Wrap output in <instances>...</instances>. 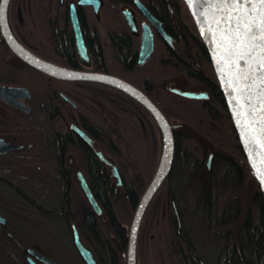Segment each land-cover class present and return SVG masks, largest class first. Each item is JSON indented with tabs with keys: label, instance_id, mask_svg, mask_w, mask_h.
Listing matches in <instances>:
<instances>
[{
	"label": "flooded vegetation",
	"instance_id": "af4514ba",
	"mask_svg": "<svg viewBox=\"0 0 264 264\" xmlns=\"http://www.w3.org/2000/svg\"><path fill=\"white\" fill-rule=\"evenodd\" d=\"M31 7L35 10L34 20L27 13ZM5 19L15 50L0 29V85L27 89L28 96L15 102L29 110L0 99V264H30L31 260L44 264L34 254L57 264H85L73 243V227L97 263L93 243L81 228L90 212L112 231L119 252L116 258L121 256V264H127L131 223L111 225L106 220L93 180H99L105 193L110 183H121L114 151L119 150V132L125 118H134L142 130L150 129L156 120L165 144L163 127L142 99L123 85L93 77H51L33 68L25 54L58 70L120 80L153 104L173 133V122L181 120L165 112L160 101L168 108L171 94L207 107L206 103L215 99L214 90L221 92L189 10L184 0H7ZM76 32L86 54L82 57L78 52L83 47L78 48ZM147 34L152 36L153 50L141 61ZM184 47L200 77L185 65L170 64L175 57L172 54L179 55ZM8 68L17 69L23 78L31 69L41 72L43 94H34L26 86L13 83ZM31 75L27 77L33 80ZM175 88L199 92L201 98L178 95L171 91ZM106 118L109 122H105ZM81 178L104 219L89 204ZM254 186L258 184L255 182ZM70 213L77 214L65 221L71 236L66 239L67 245L75 261L56 258L36 237L39 233L56 240L54 225Z\"/></svg>",
	"mask_w": 264,
	"mask_h": 264
},
{
	"label": "trees",
	"instance_id": "16d2710c",
	"mask_svg": "<svg viewBox=\"0 0 264 264\" xmlns=\"http://www.w3.org/2000/svg\"><path fill=\"white\" fill-rule=\"evenodd\" d=\"M27 13L34 20L32 7ZM125 47L123 44L122 49ZM187 55L186 47L180 49L179 55L172 54L175 57L170 64L185 65L195 72ZM199 56L202 58L200 53ZM8 70L13 83L26 86L34 94H43L41 72L31 69L33 80H30L29 72L23 78L17 69ZM214 97L213 102L206 103L207 107L171 94L168 108L160 101L159 106L165 112L181 121L173 122L170 168L139 223L135 264H264V194L258 186L248 187V164L225 100L217 89ZM151 125L150 129L142 130L134 118H125L119 132V150L114 151L121 183H110L105 193L99 180H93L94 189L100 193L97 199L111 225L117 222L130 225L143 193L158 170L164 138L156 120ZM204 142L213 147L208 170L204 166L210 148ZM73 215H64L58 221L64 239H71L65 221L77 214ZM81 228L93 243L97 264L122 263L121 256L119 260L116 258L119 253L116 237L95 213L86 216Z\"/></svg>",
	"mask_w": 264,
	"mask_h": 264
},
{
	"label": "water",
	"instance_id": "95a60500",
	"mask_svg": "<svg viewBox=\"0 0 264 264\" xmlns=\"http://www.w3.org/2000/svg\"><path fill=\"white\" fill-rule=\"evenodd\" d=\"M6 1L1 0L0 2V29L9 46L15 50L14 44L8 34L5 19ZM91 1L93 2L94 0ZM184 2L209 56L219 83V88L223 94L226 107L237 132L249 171L251 172L252 176L247 181V185L249 188H252L256 182L264 194V182L259 177L260 172L254 152V135L257 130H264V41H251L249 34L245 33L242 28L240 37L238 38L236 36L237 27L241 26L244 21L251 23L246 18L245 14L248 12L244 7H236L235 4H226L222 0H184ZM76 39L78 48H82V40L77 32ZM152 50V36L151 34H147L144 37L141 47V61L147 59L151 55ZM78 53L82 57L85 54L84 47ZM28 63L33 68L51 77L77 79L93 77L98 80H105L111 84L123 85L126 89H129L132 93L139 96L161 123L165 137L161 162L156 174L139 201L129 229L127 264H134L136 237L142 214L150 198L165 178L171 165L173 156L171 128L153 104L137 90L116 78L68 70H60L61 73L56 74L33 62L28 61ZM171 91L187 98H201L199 92L182 91L179 88L171 89ZM28 94L29 92L25 88L0 85V99L10 104H18L19 108H25L26 111L29 110L28 106L16 103L15 101L18 98L28 96ZM187 132L196 139H200L191 130H187ZM204 144L210 148V153L204 166L208 170L213 154V147L207 142H204ZM165 156L166 161L163 165ZM81 185L85 190L87 200L93 210L104 219L101 208L95 201L83 178H81ZM73 243L85 264H97L92 251L82 244L75 227H73ZM34 255L44 264H57L38 254ZM30 264L35 263L31 260Z\"/></svg>",
	"mask_w": 264,
	"mask_h": 264
},
{
	"label": "bare ground",
	"instance_id": "6f19581e",
	"mask_svg": "<svg viewBox=\"0 0 264 264\" xmlns=\"http://www.w3.org/2000/svg\"><path fill=\"white\" fill-rule=\"evenodd\" d=\"M236 7H239V6L236 5ZM257 7H262V6L253 5V7L251 9L253 15L249 16L247 13V14H245L246 18L251 23L253 22V19H255L258 27H264V24L261 23V21L264 20V16H261L260 14L257 13ZM244 8L246 9L247 12H249V9L247 7H244ZM12 42H13V40H12ZM25 55L28 57V59L31 62L42 66L43 68L47 69L48 71H51V72L56 73V74L61 73L60 70L53 67L52 65L44 63V62H42V61H40V60H38L32 56H29L27 54H25ZM254 152H255V158H256V162H257L259 172H260L259 177L264 182V130H262V129L257 130V132L254 135ZM165 161H166V156L163 160V165L165 164Z\"/></svg>",
	"mask_w": 264,
	"mask_h": 264
},
{
	"label": "snow or ice",
	"instance_id": "6c2138e0",
	"mask_svg": "<svg viewBox=\"0 0 264 264\" xmlns=\"http://www.w3.org/2000/svg\"><path fill=\"white\" fill-rule=\"evenodd\" d=\"M223 3L226 4H235L240 7H247L249 9L248 15L252 16V7L253 5H258L262 7H257V13L261 16H264V0H222ZM264 24V20L261 21ZM241 28L247 34H249V39L253 42L260 40L264 41V27H258L255 19H253L252 23H248L244 21L241 26L236 29V36L239 38L241 35Z\"/></svg>",
	"mask_w": 264,
	"mask_h": 264
},
{
	"label": "rangeland",
	"instance_id": "374dc122",
	"mask_svg": "<svg viewBox=\"0 0 264 264\" xmlns=\"http://www.w3.org/2000/svg\"><path fill=\"white\" fill-rule=\"evenodd\" d=\"M54 228L55 229L52 230V233L54 236H57L56 240L47 239L43 234L40 235L39 233H37L36 237L38 239V242L41 244V246L51 252V254H53L56 258L61 260L65 259L68 261H75V256L72 254V251L67 245L68 242L66 241V239H64V232H62L58 228V224L57 226L54 225Z\"/></svg>",
	"mask_w": 264,
	"mask_h": 264
}]
</instances>
